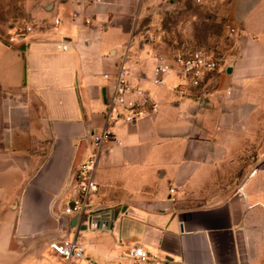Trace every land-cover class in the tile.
<instances>
[{"label": "crops", "instance_id": "1", "mask_svg": "<svg viewBox=\"0 0 264 264\" xmlns=\"http://www.w3.org/2000/svg\"><path fill=\"white\" fill-rule=\"evenodd\" d=\"M187 2L221 26L216 70L198 86L152 81L154 55L187 53L138 28ZM22 39L0 25V264H264V0H22ZM58 18V21H55ZM229 26L235 32L229 34ZM154 29V30H153ZM63 43L67 44L64 49ZM157 110L118 117L98 158L87 223L65 212L70 169L90 150L119 52ZM201 94L203 99L196 97ZM130 92L125 98L137 97ZM172 188V189H171ZM87 223V226H86ZM82 257L50 242L73 236ZM141 245L154 259L127 254Z\"/></svg>", "mask_w": 264, "mask_h": 264}, {"label": "built area", "instance_id": "2", "mask_svg": "<svg viewBox=\"0 0 264 264\" xmlns=\"http://www.w3.org/2000/svg\"><path fill=\"white\" fill-rule=\"evenodd\" d=\"M202 2L204 0H195ZM58 21V18H55ZM30 25H25L20 32L9 35L8 40L22 39L25 32L30 30ZM235 32L234 26H229L228 33ZM62 48L67 44L63 43ZM129 47L126 45L118 54L119 60L116 63V70L111 76L108 72L103 73L105 77H112L111 85L106 96L103 108V123L100 128L90 134V150L85 154L81 162L76 167L73 178L67 188V203L65 212L76 213V216L82 218L87 223H97L100 221L99 212L89 211V199L93 192L98 188V183L94 177V169L97 165L100 152L107 147L110 139L117 141L112 132L114 121L120 116L135 117L156 111L157 103L141 87H134L129 79L132 76L131 66L128 62ZM222 60V51L217 45H211L203 48H196L187 53L174 54L167 57L164 54L154 55V65L152 70V81L156 84L163 83L166 75L171 71L181 73L186 82L177 83L173 88L184 93V84L198 86L205 73L216 70ZM137 91L138 96L125 98L126 93ZM196 97L203 99L201 94ZM172 189V188H171ZM51 249L64 261L76 260L83 256V245L78 243L73 236L65 237L61 240L50 242ZM127 254L135 260L154 259L155 254L145 250L141 245L131 246Z\"/></svg>", "mask_w": 264, "mask_h": 264}, {"label": "rangeland", "instance_id": "3", "mask_svg": "<svg viewBox=\"0 0 264 264\" xmlns=\"http://www.w3.org/2000/svg\"><path fill=\"white\" fill-rule=\"evenodd\" d=\"M22 9V0H0V25L6 28L5 26L16 23L15 30L22 31L25 26ZM207 14V10L191 2H187L185 6L176 5L175 9L164 5L147 10L140 18L138 28L142 30L143 39H150L152 32L149 30L153 26V35L157 32V36L164 42L182 46L183 49L212 45L221 26ZM261 118H264V109L254 114V119ZM263 131L262 126L255 128L256 135H261Z\"/></svg>", "mask_w": 264, "mask_h": 264}, {"label": "water", "instance_id": "4", "mask_svg": "<svg viewBox=\"0 0 264 264\" xmlns=\"http://www.w3.org/2000/svg\"><path fill=\"white\" fill-rule=\"evenodd\" d=\"M76 167H77V165H73L71 167L64 190H67V188H68V186H69V184H70V182H71V180L73 178V175H74V172L76 170ZM86 226H87V223H86Z\"/></svg>", "mask_w": 264, "mask_h": 264}]
</instances>
